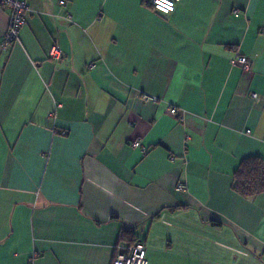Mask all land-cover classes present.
I'll return each mask as SVG.
<instances>
[{
  "label": "crops",
  "instance_id": "1",
  "mask_svg": "<svg viewBox=\"0 0 264 264\" xmlns=\"http://www.w3.org/2000/svg\"><path fill=\"white\" fill-rule=\"evenodd\" d=\"M22 1L6 49L0 1V264H111L124 227L148 264H264V193L232 190L264 159V0Z\"/></svg>",
  "mask_w": 264,
  "mask_h": 264
},
{
  "label": "built area",
  "instance_id": "2",
  "mask_svg": "<svg viewBox=\"0 0 264 264\" xmlns=\"http://www.w3.org/2000/svg\"><path fill=\"white\" fill-rule=\"evenodd\" d=\"M3 8L7 9L10 13L8 30L4 36L1 48H8L10 43L16 42L18 40L19 32L21 27L25 24V14L28 10L27 5L22 0H0ZM181 0H148L150 7L164 15H170L173 13L180 3ZM61 5L65 2L61 1ZM50 57L59 60L62 57V52L58 45L55 44L50 50ZM234 65H239L243 68L245 72H249L251 64L248 59L244 56H238L233 60ZM93 65L90 66L92 68ZM253 97L256 95L253 94ZM143 100L145 102L151 99L148 96H144ZM171 114H177L176 108L170 110ZM133 149H139L142 153L145 152V147L141 146L139 141H134L130 144ZM186 188L185 184L179 183L177 189L184 190ZM111 264H148L146 259V248L141 242H136L133 245L121 246L118 248V252Z\"/></svg>",
  "mask_w": 264,
  "mask_h": 264
},
{
  "label": "trees",
  "instance_id": "3",
  "mask_svg": "<svg viewBox=\"0 0 264 264\" xmlns=\"http://www.w3.org/2000/svg\"><path fill=\"white\" fill-rule=\"evenodd\" d=\"M232 190L246 199L263 194L264 159L257 156L243 159L233 173ZM214 225L220 226L219 223H214ZM118 242L133 245L138 242V239L131 228L124 227L121 230Z\"/></svg>",
  "mask_w": 264,
  "mask_h": 264
}]
</instances>
